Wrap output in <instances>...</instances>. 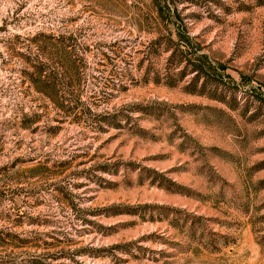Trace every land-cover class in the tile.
Here are the masks:
<instances>
[{
    "label": "rangeland",
    "instance_id": "rangeland-1",
    "mask_svg": "<svg viewBox=\"0 0 264 264\" xmlns=\"http://www.w3.org/2000/svg\"><path fill=\"white\" fill-rule=\"evenodd\" d=\"M163 1L0 0V264H264V0ZM176 29L196 83L164 74ZM31 35H71L85 115L28 89Z\"/></svg>",
    "mask_w": 264,
    "mask_h": 264
},
{
    "label": "trees",
    "instance_id": "trees-1",
    "mask_svg": "<svg viewBox=\"0 0 264 264\" xmlns=\"http://www.w3.org/2000/svg\"><path fill=\"white\" fill-rule=\"evenodd\" d=\"M152 1L158 8L159 13H161L160 1L163 2L162 6L165 7V10L169 11L166 5L167 2L163 0ZM179 34V29H176L175 35L165 36L167 42L172 46H165L163 48L164 52H168L166 61L171 67L170 69H164V74L165 76H169L171 69H177L178 80L186 74H192L191 82L196 83L199 79L203 78L202 75L207 74L206 68L209 69L211 66L205 61L204 54L194 55L188 52V35ZM160 40V38H156L154 42L157 43ZM23 41L25 42L23 44L24 52L20 55V58L25 67L22 74L29 82L28 89L47 98L46 103H44L45 107L42 106V108H50L54 115H61L60 117L63 118L77 113L85 115L82 110L77 109L79 102L75 96H70L67 100L56 98L61 89L55 83L56 72L52 68L51 57L53 55H70V51L73 48L71 35H31L25 37ZM63 66L65 72L70 71L68 66ZM46 72L47 75L44 77V80H41L43 74ZM165 85L171 86L170 83H165ZM42 114H44V111L38 113L35 107L27 111V113H22L20 109H16L14 125L20 130H35L38 128ZM57 122L59 123V121ZM55 128L48 127L47 129L53 134Z\"/></svg>",
    "mask_w": 264,
    "mask_h": 264
}]
</instances>
